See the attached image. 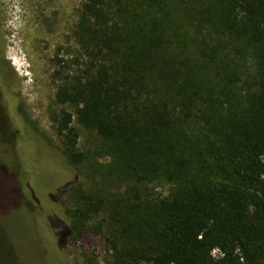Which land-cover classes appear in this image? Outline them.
Instances as JSON below:
<instances>
[{
  "label": "trees",
  "instance_id": "obj_1",
  "mask_svg": "<svg viewBox=\"0 0 264 264\" xmlns=\"http://www.w3.org/2000/svg\"><path fill=\"white\" fill-rule=\"evenodd\" d=\"M112 1L83 2L81 54L54 73L56 102L98 138L81 148L73 112L51 114L55 188L76 195L50 208L60 239L101 234L107 264H264V0L186 1L190 41L155 6L125 24ZM159 179L167 196L143 192Z\"/></svg>",
  "mask_w": 264,
  "mask_h": 264
},
{
  "label": "rangeland",
  "instance_id": "obj_2",
  "mask_svg": "<svg viewBox=\"0 0 264 264\" xmlns=\"http://www.w3.org/2000/svg\"><path fill=\"white\" fill-rule=\"evenodd\" d=\"M84 1L0 0V95L11 108L22 143L19 149L0 114V264H41L42 237L38 235L37 221H45L53 228L58 225L60 229L59 217H53L54 210L50 209H58L54 201L60 200L67 211L75 205L73 190L55 188L60 182V161L50 147L61 153L65 145L51 114L62 107L73 112L72 126L79 132L80 147L93 148L98 143L96 132L78 122L76 106H62L55 96L60 80L55 79L54 73L81 54L75 31ZM152 1H112L113 9L118 11L116 19L135 23L133 11L140 13L144 6L147 12V7L155 6V10L167 15L177 39L190 41L186 32L192 29V23L184 12V4H196L198 0H155L156 4L151 5ZM75 68L72 61L70 70ZM76 169L77 186L90 187L87 172L83 167ZM173 187V183L159 179L146 184L143 192L151 197H165ZM56 246L66 264H107L108 250L101 234H70Z\"/></svg>",
  "mask_w": 264,
  "mask_h": 264
},
{
  "label": "flooded vegetation",
  "instance_id": "obj_3",
  "mask_svg": "<svg viewBox=\"0 0 264 264\" xmlns=\"http://www.w3.org/2000/svg\"><path fill=\"white\" fill-rule=\"evenodd\" d=\"M0 89L2 90L1 84H0ZM0 97H1L0 107L2 108V109L0 108V110H2V113L0 114L4 118L5 124H7L10 127V128L8 127L11 130V131L9 130L10 136H12L13 140H15L16 144L19 146L20 149L22 145L21 138L19 136L21 130L17 125V122L14 120L15 119L14 116L12 118V114H11L12 111L10 106L8 105V103H5L3 101V97L1 95ZM37 217L38 216L36 215V218ZM54 227L55 228L47 224V222L45 221H41V220L37 221L38 235L42 237L41 238L42 253L40 255L41 264H66V260L64 258L63 253L60 250H58L56 246V244L59 243V241L61 240L59 234L60 229L58 228V225L56 226L54 225Z\"/></svg>",
  "mask_w": 264,
  "mask_h": 264
},
{
  "label": "bare ground",
  "instance_id": "obj_4",
  "mask_svg": "<svg viewBox=\"0 0 264 264\" xmlns=\"http://www.w3.org/2000/svg\"><path fill=\"white\" fill-rule=\"evenodd\" d=\"M18 13H20V12H18ZM24 14H25V12H24ZM22 15H23V13H22ZM20 20V19H19ZM24 23V22H23ZM24 27L26 26V24L25 25H23ZM27 29V28H26ZM29 31H31V30H29ZM26 33V32H25ZM26 36V35H25Z\"/></svg>",
  "mask_w": 264,
  "mask_h": 264
}]
</instances>
